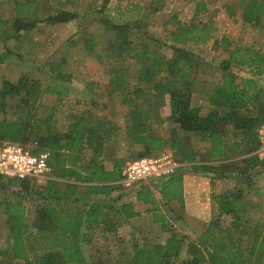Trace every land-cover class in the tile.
Segmentation results:
<instances>
[{"label": "crops", "instance_id": "1", "mask_svg": "<svg viewBox=\"0 0 264 264\" xmlns=\"http://www.w3.org/2000/svg\"><path fill=\"white\" fill-rule=\"evenodd\" d=\"M85 1L90 7L86 12L82 11ZM243 1L178 0L179 10L171 15L165 11V17H161L163 14L150 15L137 0L139 6L120 14L128 15V22L122 23L128 42L124 43L104 19L85 22L84 15L92 13L91 8L99 2L101 12H109L112 0H0V56H5L4 63L0 64V131L8 124L17 133L28 123L27 133L29 123L36 125L35 121L46 118L51 119V129H54L52 123H56L57 133L63 138L76 125L86 129L74 146L65 140L61 142L64 147L57 152L58 160L53 161L52 172L39 179L43 181L42 202L9 188H0V264H40L51 253L59 256L61 264H71L70 258H77L81 264H130L136 246H164L172 235L181 245L176 254L186 261L192 259L188 254L190 244L202 250L207 241L218 246L219 258L232 255L245 259L246 264H255L257 259L259 264H264V253L259 257L256 254L264 239V165L260 161L257 165L244 162L255 156L258 149L250 154L232 151L233 145L244 142V134L232 125H225L220 137L222 157L212 160L208 135L200 130H184L171 118L170 107L163 102L168 96L156 93L154 87L164 75H157L159 70L154 61L153 70L147 75L146 63L141 57L147 48L161 57L165 50L162 45L165 30L173 34L180 25L190 24L198 6H204L207 22L212 21L216 34L231 36L235 44L250 45L242 41V35L256 31L259 26L243 21L247 5ZM225 6L231 7L229 12ZM135 9L138 11L134 12ZM61 11L75 18L65 23L45 22ZM114 11L119 17L120 11ZM15 21L32 28L17 31ZM130 22L141 23L138 28L130 29L126 25ZM145 24L150 29L154 26L149 34L160 44H145V33H142V28H147ZM130 40L134 42L132 45ZM184 50L193 52L185 47ZM103 55L108 57L107 61ZM87 57L94 62L95 69L101 67L102 71L89 78L75 76V71L86 65L83 61ZM120 58L125 91L112 93L110 73L118 68L115 61ZM36 67L40 69L39 79L31 75ZM68 68L75 71H68L67 74H72L65 77L52 76L53 72ZM229 68L230 73L233 69L247 73L243 78L237 71L232 74L236 84L252 80L257 90H262L259 102L264 104V75L255 77L250 70L235 64ZM222 74L214 79L195 71L191 73L189 104L200 118L212 111L215 90L227 79L228 72ZM26 81L35 82L36 86L25 88ZM5 82L14 86L21 83L23 87L17 93L3 94ZM75 82L85 83V89L90 90L77 92L72 86ZM57 86L66 91L63 96L47 92L48 88ZM3 111L10 119H4ZM134 111L140 113L150 132L162 140L161 150L172 153L182 163L180 175L172 176L163 184L162 181L153 184L158 191L152 183L136 186L133 195L123 189L121 179L116 183L87 184L76 182L70 175L56 177L57 173L72 171L86 178L90 161L97 162L105 172H111L118 165L121 172L131 157L144 156L143 147L128 135L129 114ZM2 131L1 141L10 140ZM89 132L95 141H87ZM96 143H101V147L97 148ZM244 168L257 182L240 175L245 172ZM114 185L118 189L111 188ZM144 185L153 194L148 203L136 198V192ZM89 186L103 187L104 193L88 194L85 191ZM163 186V193H159ZM230 193L241 204L238 220L233 219L232 213H222L212 199ZM132 212L136 214L132 216ZM174 228L177 230L172 231Z\"/></svg>", "mask_w": 264, "mask_h": 264}, {"label": "trees", "instance_id": "2", "mask_svg": "<svg viewBox=\"0 0 264 264\" xmlns=\"http://www.w3.org/2000/svg\"><path fill=\"white\" fill-rule=\"evenodd\" d=\"M230 17L232 13H229ZM75 17L73 14L67 12H58L55 17H51L45 20V22L50 23H65L73 20ZM264 19V0H248L247 5L243 11V21L246 24H252L259 26ZM107 26L118 32V36L124 43L126 37L123 34L124 31L121 27L116 25H111L107 23ZM125 27V26H124ZM14 28L17 31L26 30L32 28V25L22 24L19 21L14 22ZM215 28L213 27L212 21L209 20L207 23L200 26H195L193 24L180 25L177 32L170 35V43H162L166 51L171 52L172 57L169 59H162L158 53L154 50L146 49V52H143L142 58L145 64V73L150 75L152 72L153 61L157 62L156 66L158 67L157 75H164L161 82H158L155 87V92L158 94H164L168 96L170 115L175 122L179 123L180 127L187 131H196L200 130L205 132L208 135V138L211 142V158L212 160H217L222 157V143L220 142V137L222 135V130L225 125H232L234 128L242 130L244 134V142L240 144H235L231 147V150L238 152L239 154H250L253 151L258 149V141L256 139L255 131L256 128L264 123V118L261 114L253 110L256 108L254 98V85L252 80H245L242 84H236V78L234 74L230 73V65L235 64L242 68H246L251 71L252 75L255 77H260L264 75V54L260 51L248 47H234L230 51L228 59L222 61L221 70L223 72H228L227 79L224 80L221 85L215 90L214 97L212 100L213 109L208 114L207 117L200 118L198 116V111L196 109L190 108L189 96L191 92L190 81V68L189 64L193 60L199 61V58L193 53L186 51L183 47L187 43H192L193 45H204L206 42H209L213 39ZM120 33V34H119ZM146 36V34H145ZM146 42L150 41L152 44L156 43L158 40L153 37L146 36ZM155 41V42H153ZM7 56V54H6ZM5 56H0V64L4 63ZM149 66H146V65ZM163 73V74H162ZM123 69H114L110 73V88L112 93H123L125 88L123 86ZM25 88L35 87V82L26 81L23 84ZM22 84L16 86L11 85L7 82L3 84V94L17 93ZM28 88V89H29ZM186 88L185 93L183 89ZM30 92V90H28ZM48 93L57 94L63 96L66 91L60 87L48 88ZM253 114H257L253 116ZM130 126L128 127V135L132 141L138 145H141L144 149V156L158 155L161 150L162 140L154 136L148 126L143 124L141 120V115L138 111L131 112L129 114ZM33 131L38 142L42 143L40 149H46L51 152L52 155V165L53 161L58 160V151L64 146L61 144L63 140L68 141L66 144L74 146V142L80 141L84 130V126L76 125L72 133L67 137L63 138L58 133L52 131L50 127L51 119L46 118L42 121H35ZM43 125V126H41ZM2 131V130H1ZM0 131V132H1ZM5 132L7 138H10L13 142H24L26 127L21 128L17 133H14L10 125L5 127ZM0 137V141L2 140ZM23 139V140H21ZM88 142L95 141V138L89 132ZM94 144V143H87ZM97 148L101 147V143H96ZM56 164V168L58 163ZM182 172L176 174L180 175ZM86 178L84 176L78 175L72 171H67L65 174L57 173L56 177L61 178L65 176H72L76 182H86L87 184H102V183H116L121 178L120 167L116 165L111 172L103 171L102 167L98 165L95 161H90L87 167ZM172 177V176H171ZM171 177L156 181L151 185L156 183L162 184L163 182L169 181ZM164 180V181H163ZM26 182H21V185H25ZM153 185V186H154ZM111 188L118 189L117 185L112 186ZM157 190L158 188L154 186ZM165 186L159 191L163 193ZM158 191V190H157ZM86 193L88 194H101L104 193L103 187L89 186L86 188ZM152 190L148 186L144 185L139 188L136 192V198L138 201L143 203H148L152 197ZM234 194L220 195L217 197H212L216 204H218L222 210V213H232L233 219L238 220L241 204L238 201L237 197H233ZM128 206L126 205L125 208ZM230 208V210H229ZM97 209V208H96ZM118 208V213H122ZM136 213L132 212V216ZM41 218L40 215H38ZM173 231V230H172ZM171 231V232H172ZM174 233V232H172ZM223 245V244H222ZM202 250L197 248V246L190 244L188 249V254L192 257L190 260L182 261L181 264H246L245 259H240L233 257L232 255L227 256L226 259H223L220 256L217 248L218 246L213 245L204 241L202 245ZM180 242L177 240L175 235H172L164 246L156 244H146L143 247L136 246L134 248V256L130 264H171L173 258L178 257L180 250ZM253 252L251 248L250 253ZM264 253V239L261 240L257 256ZM225 255V254H223ZM71 264L79 263L81 261L77 258H70L68 260ZM259 259H257L255 264H259ZM40 264H61L60 258L57 254L51 253L45 257V259Z\"/></svg>", "mask_w": 264, "mask_h": 264}, {"label": "rangeland", "instance_id": "3", "mask_svg": "<svg viewBox=\"0 0 264 264\" xmlns=\"http://www.w3.org/2000/svg\"><path fill=\"white\" fill-rule=\"evenodd\" d=\"M177 1L178 0H140L139 3H142L144 5L143 7H146V11H148V13L150 15L156 14V13H159V14L164 13L165 14V11H166V13H169V15H171V13H173L174 11L176 12L179 10L180 4H178ZM124 2H127V4L126 3L124 4ZM243 2L246 3V2H248V0H245ZM245 3H243V4H245ZM101 5H102V3L99 2L95 7L91 8L92 13L84 15V18L87 19V21H85L86 23H88V20L94 21V20H96V18H100L102 20L104 19L103 22L106 21L108 24L116 25L117 27H120L123 25L122 23L128 22L127 21L128 19L126 18V17H128L127 13H126V17L121 16L122 14H124L123 11H127V9H131L134 6L135 7L139 6L137 0H133L131 2H130V0H112V3L108 8L109 12L102 13L101 12ZM88 8H90L89 3L85 1L83 3L82 11L86 12L85 10ZM224 8L228 12L231 9V7H229V6H225ZM117 9H118V11H120L119 17L116 16V12L114 11ZM186 10L187 9H185L183 11L184 16L188 15ZM137 11H138L137 9L134 10V12H137ZM164 14L161 17H165ZM100 16H102V17H100ZM139 16H140V14H139ZM174 18L177 19L176 16ZM107 19H109V20H107ZM207 20L208 19H207V15L204 11V6H198L197 9L195 10L193 19L191 20L190 24H193V25L198 27V26L203 24L200 22L205 21V23H207ZM140 23L141 22H132V23L130 22L129 24H126V25L130 29H136V28H138V25H140ZM90 24H91V22H90ZM89 26H87V28ZM152 28H154V26L151 27V29H150V26L148 25L147 28H145V27L142 28V30H143L142 33H145L146 36L152 37L149 34V33H151L150 31H152ZM235 32H236V30L234 31L232 36L235 35ZM164 33L165 34L162 36V39H164V40H162V41L164 43L169 44L171 34H169L168 31H166V30ZM242 36H243L242 41L244 43H247V44L250 43V45L235 44V40H232L231 36L220 35V34H216L215 32L213 35V39L210 40L209 42H206V44H204V45L203 44L202 45H193L192 43H187L184 46L185 49H189V50L193 51L192 53L199 58V61H201V63H200L197 60H193V62H191L189 64L190 72L193 73V71H195V72L200 73L201 76H210L214 79H219L220 75H223L222 74L223 71L221 70V63H222V61L228 59L229 53H230V51H232V49L234 47L253 48L255 50L260 51L262 54H264V20L259 25V28L256 29V31H254V32L253 31H250V32L246 31V33ZM242 36H240V37H242ZM133 37L137 39V35H133ZM153 42H155V41H153ZM159 42L160 41H157L156 43H159ZM133 43L134 42L132 40H130L129 44L132 45ZM251 43H252V45H251ZM145 44H152V43L150 41H147V42H145ZM165 47L168 48L167 46H165ZM184 47H183V49H184ZM92 54H95V53L93 52ZM101 55H102V53H100V56ZM160 55H162L161 56L162 59H169L172 57L171 52L166 51V50H164V51L162 50V54H160ZM88 57H91L93 60L95 58V57H93V55H89ZM102 57L104 58L105 61H107L108 57L106 55H103ZM89 59L90 58H88L87 61L86 60L83 61V63L84 62L86 63V65L83 66L84 67L83 69H80V70L77 69L76 71L73 68L62 69L63 72L62 71H58V73L53 72L52 76L56 77L57 75H61L62 77H65V76L71 75L72 73L67 74L68 71H71V72L75 71V73H74L75 76H80V77L86 76L88 78L90 76H93L94 74H96V75L100 74V72L102 71V68L98 67V70L95 69L94 62H92ZM115 62H117L116 67H118L116 69H122V67H121V66H123L122 58L116 59ZM146 66H149V65L147 64ZM33 71H34V73L31 75H33L35 77L34 79H39L40 74L38 72H40V69L38 67H36V68H34ZM235 71H237V70L233 69V72H235ZM237 74H239V75L241 74V76H240L241 78L247 76L246 72L238 73V71H237ZM256 81H258V79H256ZM45 82L50 83V80L46 79ZM50 85H48L47 87H52ZM253 85H254V90H253L254 98L257 97L255 99L256 108H254L253 110H255L256 112L261 114L262 118H264V104L261 101L259 102V99H260L259 96H260V93L262 90L258 91L254 82H253ZM72 86L76 89L77 92L78 91L88 92L90 90V89H87V90L85 89V86H86L85 83L75 82V83H72ZM21 87H23V86H21ZM263 87H264V84H263ZM185 91H186V88H184L183 92H181V93H185ZM163 102H164V105H166V106H169V104H170L168 98H165L163 100ZM3 113H4V111H3ZM3 117L5 120L10 119V118H8L9 115H5V113H4ZM29 124H30V130H27V133H26L27 137L24 139V143H22V142L17 143V142H13L11 140H7L8 143L23 145L25 147H34V146L35 147H41L42 143L38 142L39 140H38V138H36L35 133L33 131V127H34L33 122H31ZM3 125H6V124H3ZM7 125L4 127H7ZM25 126L28 128V123L25 124ZM52 126L55 129V130L52 129V131L57 133L58 129L56 127V123H52ZM3 133H5V132H3ZM7 141H0V142H7ZM131 159L133 160L135 158L131 157L129 160H131ZM258 161H260L262 163V165H264V154L260 153L259 151L256 153L255 156L244 160L245 163L250 162L252 165H257ZM242 165H243V163H242ZM244 167H245V165H244ZM244 170H245V172L243 174H240V175L247 177L248 179L249 178L255 179L254 182H257L258 179L256 177L254 178V175L248 174V170H246V168H244ZM7 182H9V183H7L8 188L11 189L12 191H14L15 193H19L20 195L32 196V198H35V200L38 201V203L42 202V199H43L42 198V188H41L43 185L42 180L33 179L31 182L26 183L25 185H21V183L19 181H16V180L7 181ZM133 191L134 190L126 191V192L129 193L130 195H133ZM72 203H73V201H72ZM172 230L175 231L177 229L174 228ZM185 260L186 259H183L182 256H178L177 258H175V259L173 258V260H171V261H173V262H171V264H181L182 261H185Z\"/></svg>", "mask_w": 264, "mask_h": 264}, {"label": "built area", "instance_id": "4", "mask_svg": "<svg viewBox=\"0 0 264 264\" xmlns=\"http://www.w3.org/2000/svg\"><path fill=\"white\" fill-rule=\"evenodd\" d=\"M258 151L264 154V123L255 131ZM52 155L49 150L39 147L0 142V181L16 180L29 183L33 179H43L52 172ZM182 171V163L168 151L158 155H146L130 160L121 171L122 187L131 191L136 186L174 176Z\"/></svg>", "mask_w": 264, "mask_h": 264}, {"label": "water", "instance_id": "5", "mask_svg": "<svg viewBox=\"0 0 264 264\" xmlns=\"http://www.w3.org/2000/svg\"><path fill=\"white\" fill-rule=\"evenodd\" d=\"M0 188H8V185L0 181Z\"/></svg>", "mask_w": 264, "mask_h": 264}]
</instances>
